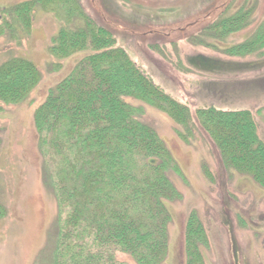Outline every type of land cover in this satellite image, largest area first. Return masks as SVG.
Masks as SVG:
<instances>
[{"label":"trees","instance_id":"16d2710c","mask_svg":"<svg viewBox=\"0 0 264 264\" xmlns=\"http://www.w3.org/2000/svg\"><path fill=\"white\" fill-rule=\"evenodd\" d=\"M232 4L194 40L223 38L246 28L254 7L228 15ZM109 7L103 8L114 14ZM37 13L59 25L47 48L54 60L48 64L51 71L59 73L64 62L76 59L32 115L42 179L56 202L50 264H123L119 255L134 264H167L169 205L181 200L170 178L178 173L177 164L156 131L140 119V107L127 99L160 111L189 136L196 123L225 168L264 189V141L252 111L211 106L191 114L136 66L114 33L89 16L80 0L16 3L0 12V37L14 38L19 28L29 34ZM263 49L261 25L249 39L224 51L244 57ZM211 61L222 66L208 73L228 69ZM41 80L31 61L16 56L3 61L0 110L26 101ZM203 172L212 179L206 168ZM5 214L0 205V220ZM206 242L201 222L191 213L183 236L186 264H204L201 247Z\"/></svg>","mask_w":264,"mask_h":264},{"label":"rangeland","instance_id":"374dc122","mask_svg":"<svg viewBox=\"0 0 264 264\" xmlns=\"http://www.w3.org/2000/svg\"><path fill=\"white\" fill-rule=\"evenodd\" d=\"M24 1L0 0V12ZM80 1L89 16L114 33L117 45L136 66L191 114L211 106L225 111L250 110L264 141V49L244 57L224 51L264 27V0H233L228 15L254 7L248 26L223 38H200V43L194 39L232 0ZM104 6H110L114 14ZM58 28L51 16L37 13L29 34L19 28L14 38L0 37V64L16 56L31 61L42 75L26 101L2 105L0 110V205L6 211L0 220V264H50L54 248L56 202L42 179L32 115L76 61L64 62L59 73L48 66L54 60L47 48ZM211 60L228 69L208 73L222 66ZM247 65H251L249 71H239ZM127 103L140 107V119L156 131L177 164L178 173H171L170 178L181 200L169 205L172 220L166 263L186 264L184 227L193 213L207 236L201 247L204 264H264V189L225 168L195 122L189 136L160 111L130 99ZM204 168L212 179L206 178ZM118 260L134 264L125 256L119 255Z\"/></svg>","mask_w":264,"mask_h":264}]
</instances>
